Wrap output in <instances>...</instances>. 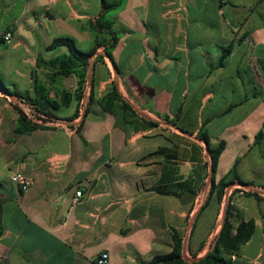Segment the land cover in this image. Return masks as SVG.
Listing matches in <instances>:
<instances>
[{"label":"crops","instance_id":"0c3cea01","mask_svg":"<svg viewBox=\"0 0 264 264\" xmlns=\"http://www.w3.org/2000/svg\"><path fill=\"white\" fill-rule=\"evenodd\" d=\"M106 1L122 2L103 12L102 0H0V59L19 58L10 71L0 66L12 88L34 97L37 77L48 98L70 94L49 123L24 133L15 132L16 100L0 96V264H97L102 253L107 264H145L172 250V229L184 254L205 255L227 199L216 214L212 197L197 218L210 163L199 131L212 145L225 142L215 180L236 164L261 197L231 185L238 215L255 223L233 264H264V0ZM6 29L13 44L1 39ZM62 36L95 48L90 103L89 83L76 100L66 77L49 82L36 66L37 56L67 52L45 50ZM113 88L122 99H109ZM179 109L185 131L163 120ZM16 172L31 180L28 190L11 181ZM77 189L84 197L72 205Z\"/></svg>","mask_w":264,"mask_h":264},{"label":"trees","instance_id":"16d2710c","mask_svg":"<svg viewBox=\"0 0 264 264\" xmlns=\"http://www.w3.org/2000/svg\"><path fill=\"white\" fill-rule=\"evenodd\" d=\"M122 1H118L117 3H111L106 0H102V8L103 12L114 7H118L121 5ZM3 41V40H2ZM114 44H111V47ZM58 47H66L67 52L56 55L49 59H44L41 56H37L36 58V66L39 68H43L46 71H42L43 77L50 82L54 76L59 75L61 77L74 76L76 79V86L73 89V96L76 100H81L84 96V86L86 84L91 85V90L89 94V103L92 101V79L89 76V58L94 53L95 48H91L89 50H81L77 47L74 40L70 37L62 36L54 38L45 48L46 51H50L56 49ZM232 45H228L223 48V52L217 61V65L221 66L223 64L224 58L231 51ZM105 55H107L110 59H112V54L110 48H106L104 50ZM35 88L37 90V95L32 97L28 95L26 92L19 91L17 89H9L3 83V80L0 77V92H2L5 96H11L16 100V104L20 105V108L15 105V108L18 112L17 125L15 127V132L24 133L29 132L34 129L43 127L46 123H39L36 120L28 117L26 113L23 111L22 106L19 102H23L33 109L34 115L41 120H49L51 121V117H53V109H57L60 105H65L67 103L69 92L63 93V98L60 102H56L53 99L48 98L47 93L44 92L42 86H39L42 83L37 77H34ZM39 86V87H38ZM41 90V91H40ZM109 99H122L120 95L114 90L109 93ZM108 98V95H105V98ZM19 101V102H18ZM123 107L128 108V104L123 101ZM180 109L175 113V119H169L168 116H163V120L170 124L177 126L176 118L180 114ZM88 112V109H87ZM42 116V117H41ZM48 122V123H49ZM177 128H179L177 126ZM181 131H185L179 128ZM191 133V132H189ZM263 136V132L260 131L256 138L255 142L258 143ZM196 137L207 144L206 150L208 152V156L210 159L209 170L212 171V176L209 180V189L206 195V198L198 210V216L208 207L210 200L212 197L214 198L216 204L218 205L217 213H219V206L223 199L226 197L227 190L231 188V185L237 181V183L244 186V194L245 195H253L257 199H260V194L257 191L249 190L248 183L243 182L238 177L236 171V164L229 170V172L222 177L220 180H215V170L217 166V161L219 154L225 147V142L223 140L219 141L217 144L212 145L209 141L207 135L199 131L196 134ZM1 185V182H0ZM161 193H172L163 188L158 189ZM234 190L231 189L229 195H227V204L224 209V213L222 216V222L220 226V230L216 236L214 243L212 244L211 249L202 257L189 260L184 256L183 252V235L177 229H172L171 238L173 241V248L170 252L167 253H156L154 254L149 261L145 264H233L232 255H237L242 247V245L249 240V238L255 232V223L252 219L244 220L240 215H238V208L235 207L232 203V194ZM200 202V201H198ZM235 218H238V223L235 224ZM197 220V219H196ZM196 220L193 222L191 227V235L194 231V227L196 226ZM203 244L200 245L202 247ZM190 259L196 257L194 253L189 250Z\"/></svg>","mask_w":264,"mask_h":264},{"label":"built area","instance_id":"2783aa9c","mask_svg":"<svg viewBox=\"0 0 264 264\" xmlns=\"http://www.w3.org/2000/svg\"><path fill=\"white\" fill-rule=\"evenodd\" d=\"M220 2L223 1H227V0H219ZM12 38H13V34L11 32V30L6 29L2 32L1 34V39L3 40V42L5 44H9L12 42ZM19 102V101H18ZM22 106L23 111L26 113V115L30 118H32L33 120H36L37 122H41V123H48L49 120H42V118H45L44 116L41 118V120L39 118H37L34 113H33V109L31 108V106L23 103V102H19ZM11 181H13L14 183H16L19 187V189L24 192L26 190L29 189L30 185H31V180L29 178H27L24 174L20 173V172H16L13 173L10 177ZM231 192V188H229L227 190L226 193V197L227 195H229V193ZM84 197V193L82 190L77 189L72 198H71V203L72 205H76L79 204L82 199ZM97 264H107L108 263V254L107 253H102L101 256L99 258H97L96 260Z\"/></svg>","mask_w":264,"mask_h":264},{"label":"rangeland","instance_id":"374dc122","mask_svg":"<svg viewBox=\"0 0 264 264\" xmlns=\"http://www.w3.org/2000/svg\"><path fill=\"white\" fill-rule=\"evenodd\" d=\"M32 23V22H31ZM11 44H13V41L11 42ZM2 50H5L3 47H1L0 46V51H2ZM4 52H6V51H4ZM1 55V54H0ZM4 56H6V55H4ZM1 58V57H0ZM17 59V60H16ZM16 59H14V58H11V62H8L7 64L4 62V60L3 59H0V66H7L6 67V70L7 71H10L11 69H12V67H13V65L16 63L17 64V61L19 60V58H17L16 57ZM16 67H17V65H15ZM1 72V74H0V77H1V79L3 80V83L5 84V86L7 87V88H9V89H13L12 87V82H13V77L12 78H10L12 81H9V76L8 75H6V71L5 72H2V70H0ZM11 76V75H10ZM0 96H5L2 92H0ZM6 97V96H5ZM222 217H220V219H221ZM184 256L187 258V259H190L191 257H190V254L189 253H185L184 254Z\"/></svg>","mask_w":264,"mask_h":264},{"label":"water","instance_id":"95a60500","mask_svg":"<svg viewBox=\"0 0 264 264\" xmlns=\"http://www.w3.org/2000/svg\"><path fill=\"white\" fill-rule=\"evenodd\" d=\"M64 83H65L67 88L75 87L76 81H75L74 76L70 75V76H67L66 78H64ZM204 144H205V146H207L206 143H204ZM211 176H212V171H210V173H209V180H210ZM195 259H198V258H193V259H189V260H195Z\"/></svg>","mask_w":264,"mask_h":264}]
</instances>
